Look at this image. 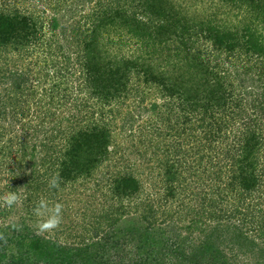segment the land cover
Here are the masks:
<instances>
[{
	"label": "trees",
	"instance_id": "trees-1",
	"mask_svg": "<svg viewBox=\"0 0 264 264\" xmlns=\"http://www.w3.org/2000/svg\"><path fill=\"white\" fill-rule=\"evenodd\" d=\"M84 189L77 243L0 208V264H264V0H0V196Z\"/></svg>",
	"mask_w": 264,
	"mask_h": 264
},
{
	"label": "rangeland",
	"instance_id": "rangeland-1",
	"mask_svg": "<svg viewBox=\"0 0 264 264\" xmlns=\"http://www.w3.org/2000/svg\"><path fill=\"white\" fill-rule=\"evenodd\" d=\"M39 2V0H37ZM92 192L90 190H80L79 193L77 195H71L70 197L71 199V210H70V219L69 218H65L63 216V222L68 226L71 227V229H66L61 225L59 227V229L53 231V232H57L58 235L61 237L62 240H67L69 242H79L82 240V238H84V236L86 238L89 237L90 234H92L93 230V226H94V221L93 219L95 217L92 216V209H95L97 211L101 210L102 205H101V198L100 195L101 193H98V196L96 198L91 197ZM69 198V197H68ZM63 199H65V197H63ZM59 202V201H58ZM92 202V203H90ZM57 203V202H56ZM60 203V202H59ZM22 202L20 203L19 206H16L13 208V214H12V219L16 222L18 221L20 218L23 219L24 217H26L27 219L30 220L31 222V227L33 229L36 230L35 228V223L37 221V217L33 214V213H28L30 215L27 214L26 210H24L21 207ZM53 205V204H52ZM33 212V211H32ZM137 216V215H136ZM134 218V223L138 224L137 227H141L142 229L145 228L146 224L143 220L137 221L135 216H126L125 218H122L120 222H118V224L116 225V227L118 229H120V233L123 234V232H126L125 230H128V228L134 226V223L132 222ZM132 219V220H131ZM157 224V223H156ZM160 226V227H159ZM137 227H133L136 229H138ZM86 228H91L90 231H88L87 235L84 233ZM154 230V235H151V238H153V240H151V243L153 242L157 249H158V254H160V258L164 259L165 262L167 261H171V257H173V255L169 252L168 250V245H167V238H168V234L169 232L167 231V224H160V225H156L155 229L152 228ZM157 231H161L160 233H158ZM52 232V233H53ZM137 232V231H135ZM102 233V232H101ZM84 234V235H83ZM125 235L123 236V239H120L121 244H123L124 246V251L123 254L124 255H130V252H134V248H135V244L137 243V239H132L131 236L129 237L128 234L124 233ZM137 235V233H136ZM196 235V234H195ZM170 244V242H168ZM167 252H169V255L167 254ZM142 255L148 259H151V257L153 255H151V251H150V247H145L143 248L142 251ZM151 255V256H150ZM168 257V259H167ZM117 258V257H116ZM152 259H156V257H152ZM45 259L40 261V264H44ZM155 261V260H154Z\"/></svg>",
	"mask_w": 264,
	"mask_h": 264
},
{
	"label": "clouds",
	"instance_id": "clouds-1",
	"mask_svg": "<svg viewBox=\"0 0 264 264\" xmlns=\"http://www.w3.org/2000/svg\"><path fill=\"white\" fill-rule=\"evenodd\" d=\"M47 183L49 188L59 189L61 183L59 173L54 174ZM21 202V193L17 191L7 192L0 196V208L11 210L13 206H19ZM63 209L64 205L62 203L57 202L50 206L47 200L41 198L33 209L34 215L38 218L35 223L37 234L52 233L59 229L63 222ZM10 227L19 230L22 226L12 223ZM0 239H5L2 232H0Z\"/></svg>",
	"mask_w": 264,
	"mask_h": 264
}]
</instances>
